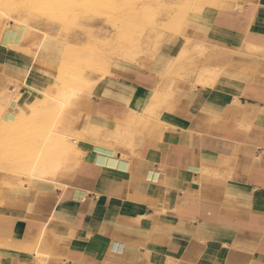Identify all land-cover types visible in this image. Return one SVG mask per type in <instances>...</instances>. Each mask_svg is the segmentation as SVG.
Wrapping results in <instances>:
<instances>
[{"label": "crops", "instance_id": "0c3cea01", "mask_svg": "<svg viewBox=\"0 0 264 264\" xmlns=\"http://www.w3.org/2000/svg\"><path fill=\"white\" fill-rule=\"evenodd\" d=\"M200 12L162 61L120 60L92 87L84 119L99 108L131 141L85 136L60 184L0 205V264H264V0ZM15 33L0 28V71L23 106L61 55Z\"/></svg>", "mask_w": 264, "mask_h": 264}, {"label": "rangeland", "instance_id": "374dc122", "mask_svg": "<svg viewBox=\"0 0 264 264\" xmlns=\"http://www.w3.org/2000/svg\"><path fill=\"white\" fill-rule=\"evenodd\" d=\"M192 2L63 0V3L55 4V0H0L1 30L13 31L18 29L16 26L21 22V38L41 36L43 42L38 45L37 55L49 58L55 52L61 53L55 67L47 69L53 87L29 103L35 105L38 114L27 112L29 107L20 105L21 94L17 83L5 78L0 71V205L44 193L43 188L55 185V181L60 184L63 177L74 170L77 159L73 154L75 150L78 151V145L85 136L106 139L111 135L116 141L115 124L100 119L103 114L99 108L94 110L91 117L84 119L86 96L90 95L92 87L100 79L115 73L118 61L139 63L150 57L162 61L166 51L178 48L183 33L181 29L189 16L196 13L194 8L197 3L194 2L197 1ZM236 2L218 0L219 7L233 6ZM190 3L195 6H190ZM184 20L186 22L180 24ZM134 23L138 26H133ZM131 36L139 41L136 44L137 54L133 52ZM54 37L62 44L55 43L54 46L50 43ZM61 45L70 48L68 52H59L57 47ZM174 73L178 75L179 70ZM63 99L65 101L61 103ZM37 126L51 132L46 136L34 135L32 128ZM98 142L94 150L104 143ZM52 143L63 153L60 154V162L55 169L41 170L43 157L48 154Z\"/></svg>", "mask_w": 264, "mask_h": 264}, {"label": "bare ground", "instance_id": "6f19581e", "mask_svg": "<svg viewBox=\"0 0 264 264\" xmlns=\"http://www.w3.org/2000/svg\"><path fill=\"white\" fill-rule=\"evenodd\" d=\"M195 1H197V2H194V0H193V2L194 3H197L196 4V6L195 5H191V3H190V6H195V11L196 12H200V11H202V10H204L207 6H215V7H219L220 6V4L218 3V0H199V4H198V0H195ZM53 2V1H52ZM192 2V3H193ZM61 3H63V0H55V4H61ZM185 3H187L188 4V2H185ZM27 4V3H26ZM170 4V3H169ZM193 8V7H192ZM193 9V10H194ZM184 13V12H183ZM201 13V12H200ZM199 13V14H200ZM153 17V16H152ZM190 17V16H189ZM196 17H197V15H196ZM133 18V17H132ZM135 18V17H134ZM149 18H151V17H149ZM72 19V18H71ZM146 19V18H145ZM148 19V18H147ZM146 19V20H147ZM189 19V18H188ZM66 20V19H65ZM64 20V21H65ZM131 20V19H130ZM138 20V19H137ZM140 20V19H139ZM150 20H153V19H150ZM126 21V20H125ZM134 21V20H133ZM145 21V20H144ZM148 21H149V19H148ZM130 22V21H129ZM138 22V21H137ZM153 22V21H152ZM184 22H186V20H184V21H182V22H180V24H182V23H184ZM21 23V22H20ZM18 24V26H16V27H18V29H12L13 31H14V33H15V35L17 36V38H20L21 37V34L22 33H20V30L23 28L22 26H21V24ZM139 23V22H138ZM64 24V23H63ZM135 25H133V26H138V24H136V23H134ZM142 24H140L139 26H141ZM131 26V25H130ZM14 27V26H13ZM62 27V26H61ZM125 28V27H124ZM124 28H122V29H124ZM127 28V27H126ZM166 29V28H165ZM164 29V30H165ZM168 29V28H167ZM166 29V30H167ZM179 29H181V28H179ZM127 30H129V29H127ZM126 30V31H127ZM183 29H181V31H182ZM56 31V30H55ZM123 31V30H122ZM167 31H171V30H167ZM164 32V31H163ZM172 32V31H171ZM184 32V31H183ZM56 33V32H55ZM123 33H125L124 31H123ZM127 33V32H126ZM14 35V36H15ZM127 35V34H126ZM135 35V34H134ZM100 36V35H99ZM113 37V36H112ZM132 38H130V41H131V45H133V52H135V54H137L139 51H138V45H136V44H138L137 42H139V41H137V40H135L134 38H133V36H131ZM137 37V36H136ZM139 37V36H138ZM188 38V37H187ZM193 38V37H192ZM140 39V38H139ZM186 39V38H185ZM130 43V42H129ZM44 44V43H43ZM103 44V43H102ZM137 47H136V46ZM62 46V45H61ZM124 46H126V45H124ZM130 47H132V46H130ZM59 48V52H60V50L62 51V52H64L65 51V49L66 48H63V46L62 47H57V49ZM140 48V47H139ZM201 48V47H200ZM200 48H198L197 47V49H200ZM131 49V48H130ZM203 49V48H202ZM42 50V49H41ZM56 50V49H55ZM127 51V50H126ZM198 51V50H197ZM204 51V50H203ZM133 52H131V54H133ZM187 51L184 49L181 53H180V55H178V57L176 58V60L173 62V64H172V68L173 69H175V68H182L183 66H184V59L186 60V57H185V53H186ZM189 52H190V50H189ZM198 52H201V50H199ZM130 53V52H129ZM204 53V52H203ZM61 55V53H56L55 52V56L56 55ZM200 54V53H199ZM139 55V54H138ZM138 55H133V56H138ZM141 56V55H140ZM195 56V55H194ZM194 56H192V57H190V58H187V60L189 61V65L190 66H194L195 65V58H194ZM125 57V56H124ZM128 57V56H127ZM133 58V57H132ZM128 59V58H127ZM129 59H131V58H129ZM134 59H136V57H134ZM197 60H198V57L196 58ZM127 61V60H126ZM130 61V60H129ZM132 61V60H131ZM136 61H138V60H136ZM187 61V62H188ZM198 63V62H197ZM76 76V75H75ZM49 98V97H48ZM42 100V99H41ZM61 101V103H63V101H65V99H63V100H60ZM34 102V101H33ZM5 103V102H4ZM26 103V102H25ZM29 108V111H27V112H32L33 114H38V110H36V108L34 107L35 105H33L32 106V104H26ZM34 107V108H33ZM6 108V107H5ZM24 108V107H23ZM32 108V109H31ZM35 109V110H34ZM18 111V110H17ZM26 112V113H27ZM18 113H19V111H18ZM23 113H25V112H23ZM30 114V113H29ZM28 114V115H29ZM9 116H10V114H9ZM27 116V115H26ZM12 117V116H11ZM14 117V116H13ZM10 118V117H9ZM35 118V117H34ZM5 120H7V119H5ZM33 120V119H32ZM38 120V119H37ZM113 130V129H112ZM107 131H109V130H107ZM114 131L117 133H119V135L121 136V137H126L125 139H127V142H130L131 141V138H132V129L131 128H128L127 126H125V125H117V127H115L114 128ZM48 132H51V131H48V130H45V131H43V128H41V127H39V126H37V127H35V128H32V133L35 135H39V136H46V133H48ZM104 133V132H103ZM106 133V132H105ZM104 133V134H105ZM110 133V132H109ZM103 134V135H104ZM102 135V134H101ZM110 135V134H109ZM111 136V135H110ZM106 137V139L107 138H110V139H112L113 138V136H111V137ZM54 137V136H53ZM47 138H49V137H47ZM116 138V137H115ZM52 140V139H51ZM50 140V141H51ZM123 141V140H122ZM124 142V141H123ZM98 144H99V142H98ZM122 144H124V143H122ZM69 146V145H68ZM102 146V145H101ZM106 145H104V147H105ZM70 147V146H69ZM61 150V149H60ZM36 153V152H35ZM47 153L48 154H46V156H44L43 157V160H42V163H43V167H41L40 169L42 170V169H45V170H47V169H55V165H57L59 162H60V154H61V152H59V150H58V148H57V146L54 144V143H52V144H50L49 145V148H48V151H47ZM63 154V153H62ZM61 154V155H62ZM37 155H38V153H37ZM5 161H6V159H5ZM8 161V160H7ZM10 161V160H9ZM69 161H71L70 159H69ZM97 162L98 163H100V164H109V165H114L115 163H117V161L115 160V158H113V157H110L109 159L108 158H106V157H104V156H100V157H98L97 158ZM44 166H49V167H44ZM73 168V167H72ZM63 173V172H62ZM31 176V175H30ZM58 176V175H57ZM45 177V176H44ZM50 180V179H49ZM36 181V180H35ZM51 181V180H50ZM54 182V181H53ZM44 240H47V239H44ZM49 242V241H48Z\"/></svg>", "mask_w": 264, "mask_h": 264}]
</instances>
